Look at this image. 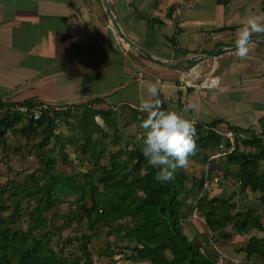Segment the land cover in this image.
<instances>
[{
  "label": "crops",
  "instance_id": "obj_1",
  "mask_svg": "<svg viewBox=\"0 0 264 264\" xmlns=\"http://www.w3.org/2000/svg\"><path fill=\"white\" fill-rule=\"evenodd\" d=\"M110 3L136 45L172 62L236 46L241 24L264 11V0ZM253 38L264 39V33ZM212 59L211 67L197 68L202 77L191 78L140 58L117 35L102 0H0V99L60 105L99 101L106 108L124 104L122 126L113 114L122 133L118 147L141 141L146 130L140 126V103L154 99L148 85L157 79L163 108H176L204 125L220 120L214 129L221 132L248 137L244 130H249L264 138V43L254 42L243 57L232 51ZM130 108L140 111L138 118L132 119ZM196 158L190 154L186 166Z\"/></svg>",
  "mask_w": 264,
  "mask_h": 264
},
{
  "label": "trees",
  "instance_id": "obj_2",
  "mask_svg": "<svg viewBox=\"0 0 264 264\" xmlns=\"http://www.w3.org/2000/svg\"><path fill=\"white\" fill-rule=\"evenodd\" d=\"M36 101L39 100L15 103L0 99V103L11 107L30 106ZM62 105L69 108L59 113L58 120L44 116L33 121L11 109L5 114L0 113V146L5 151L22 149L5 142L10 130L15 135L22 133L26 139L23 143L25 149L29 148L33 135L43 137L32 143L31 149L39 157V169L44 172L41 176L36 173L27 175L21 182L11 177L3 185L11 187L7 198L12 202L2 205L3 198H0V264H96L91 244L102 228L114 239L126 240V248L134 252L128 257L131 260L148 264H215V256L207 254L205 242L191 239L182 232V217L187 215L185 200L194 192V187L188 188L184 183L187 179L184 166L177 167L170 179L161 180L159 170L148 163L141 151L145 134L139 143L135 141L134 147H118L122 133L113 114L121 108L126 109L124 104L109 108L99 101ZM129 110L134 113L132 119L139 117L140 111ZM142 113L141 119L147 115ZM97 115L102 117L103 124L96 121ZM71 118L76 123H72ZM61 122L80 130L77 137L67 138L76 144L77 163L65 152L66 142L56 132ZM220 122L214 120L206 124L207 127L195 124L198 138L194 154L197 157L202 156L205 160L222 144L231 147V141L224 140L222 134L214 129ZM112 128L113 132L110 131ZM244 132L249 136L242 141L256 150L240 152V139H237L233 150H225L227 163L237 170L235 176L242 192H260L264 197V140L249 130ZM52 137L61 144V160L67 168L58 167L52 154L54 147L49 151L45 147ZM81 163L85 169H79L78 164ZM15 173L22 174L19 171ZM195 181L200 192L196 209L205 222L206 230L224 232L228 238L232 234L226 228L232 226L239 236L250 235L247 246L238 250L244 251L249 260L264 262V214L253 207L239 210L231 201L233 193L230 197L209 198V190L204 187L205 177ZM6 192L4 189L1 194ZM24 201L28 203L27 208ZM68 203V211L62 212L61 216L58 211L60 204ZM3 210H9L8 217L3 215ZM51 211L53 213H49ZM59 217L63 220L61 225L53 221ZM73 221L76 225H72ZM22 222L26 223L25 228L16 227ZM66 227L71 233H67L64 239ZM256 231L262 235L255 234ZM111 245L113 242L108 241L106 249L99 251L98 248L97 253L113 255ZM119 251L121 249L116 253Z\"/></svg>",
  "mask_w": 264,
  "mask_h": 264
},
{
  "label": "rangeland",
  "instance_id": "obj_3",
  "mask_svg": "<svg viewBox=\"0 0 264 264\" xmlns=\"http://www.w3.org/2000/svg\"><path fill=\"white\" fill-rule=\"evenodd\" d=\"M211 61L214 60L212 59ZM212 65L213 62L207 65V67H211ZM123 108H126V106H124ZM115 112V114H118L119 125L122 126L121 114L124 112V109L121 108L120 110H117ZM70 121L72 123H76L74 118H71ZM96 121L103 124V119L100 115L96 116ZM60 124H62L60 126V132L59 127L57 128L56 132L60 133L58 134V136L60 135L59 137L64 138V141L66 142V146L64 149L65 152H67L69 157L73 159L74 163H77L78 160L74 152L76 144L69 141V139H71L72 137H77L80 130H75L74 128H72V125H68L64 122H61ZM113 130L114 129L112 128L110 131L113 132ZM222 136L223 139L226 140V137L223 134ZM68 137L69 139L67 140ZM42 138L43 137H41L40 135H33V139L28 146L29 148L25 149L23 147V143H25L26 139L22 136V133L15 135L11 131H8L6 138L7 141L5 142H7V144H11L13 147H22V149L21 151L16 152L10 148L8 152L4 150V147L0 146V198H3L1 200L2 205L12 202L10 198H7L11 187L5 188L3 186L7 184L8 179L14 177L21 182L24 177H27V175H31L32 173L39 174L40 176L41 174L43 175L44 172L39 169V167L41 166L39 157L37 156L35 151L31 149L33 145L32 143L39 142ZM55 138L56 137H52L50 140H48V143L45 147H47L46 149L48 151L51 147H54V149L52 150V154H54L55 158L57 159L58 167L67 168V165L63 164L61 160V144L56 143ZM244 138L245 137H242L241 141L239 142L240 152H254L256 150L255 148L251 147L249 144H244V142L242 141V139ZM224 149L225 146H220L218 150L212 151L210 155L208 154L209 157H205V160L202 159L201 156L199 158H196L195 162L191 166H184V171L187 176V179L184 181V183H186L188 188H190L191 186L194 187V192L185 200L186 205L184 207V211L187 213V215L186 217H182V232L187 234L191 239L196 238L205 242V249L207 250V254L215 256V264H264L263 261L249 260L244 251L240 252L238 250L241 247L244 248L247 246L250 235L239 236L238 233L235 232V230L232 228V226L229 227V233H231L232 236H228V238L224 236V232L217 233L208 231L205 228V222L203 221V218L200 217L199 212L196 209L197 196L200 194V192L198 191V183L195 181L196 178L199 179L200 177H202V175L204 177L218 175L220 178L219 182H217L216 184H208V186L204 185V187L210 191L209 198L215 196L230 197V195L233 193L231 201L236 204V207H238L239 210L253 207L258 209L260 213L264 214V197H261L260 192L253 194L251 197H248L247 193H243L240 190V183L238 181L239 179L237 180V178L235 177L237 170L234 166L228 165L226 159L227 155L226 153H224ZM215 153H220V156L218 154V159L214 158L217 156ZM1 156L2 158L4 157L3 160L1 159ZM262 165H264V160L262 161ZM78 167L79 169L81 167H83L81 169L86 168L85 166H82V163L78 164ZM37 170L39 172H37ZM16 171L22 172V174H16ZM4 189H7V192L5 193V195H2L1 193ZM244 199L253 200L250 202L245 201ZM27 206V201H24V207L27 208ZM69 206V203L60 204V208L58 209V211L61 216L62 212L68 211ZM8 213L9 210H3V215H7L8 217ZM49 213H53V211ZM53 221L55 224L59 223L61 225L63 223V220L60 219V217ZM72 225H76L75 221L72 222ZM192 225L194 227H192ZM19 226L25 228L26 223L22 222L20 224H16V227ZM195 228L198 229V232L196 234L193 233L196 230ZM69 229L68 227H66V230L63 231L64 239L67 237V233H71ZM254 233L260 236L262 235L260 231H256ZM108 241L113 242L110 250L114 251V254L112 255L110 253V255L106 254L101 256V254L97 253V249L99 248V251L106 249V247L108 246ZM91 249L93 252V260H96V264H106L107 262L109 264H148L145 261L142 262L128 259V257L134 255V252L133 250H128L126 248V240H124L123 238L114 239V237L109 236L107 230L103 228L100 230L99 235L93 238ZM118 249H121V252L119 251L120 253H116Z\"/></svg>",
  "mask_w": 264,
  "mask_h": 264
},
{
  "label": "clouds",
  "instance_id": "obj_4",
  "mask_svg": "<svg viewBox=\"0 0 264 264\" xmlns=\"http://www.w3.org/2000/svg\"><path fill=\"white\" fill-rule=\"evenodd\" d=\"M264 33V11L247 17L238 30L235 40L237 55L246 56L254 44L253 35ZM161 81L149 83L148 90L154 99H142L140 109L147 113L141 119L146 130L141 151L148 163L156 167L161 180L170 179L177 167L186 166L188 157L197 149L196 122L176 108L161 107Z\"/></svg>",
  "mask_w": 264,
  "mask_h": 264
},
{
  "label": "water",
  "instance_id": "obj_5",
  "mask_svg": "<svg viewBox=\"0 0 264 264\" xmlns=\"http://www.w3.org/2000/svg\"><path fill=\"white\" fill-rule=\"evenodd\" d=\"M102 3L105 7L106 13L109 17L110 22L112 23L117 35L121 38V40L126 44L128 50H132L137 55L146 60L150 61L154 64L160 65L162 67H166L169 69L177 70L182 72L184 75H187V77L196 78V77H202L204 75L203 71L200 69L198 70V67H203L204 65H207V63L210 61V59L218 58L222 54L237 51L236 46L233 47H219L215 51L204 53V54H196L192 55L190 57H187L182 60L178 61H165L158 57H155L152 55L149 51L143 49L142 47H139L136 45L122 30L120 24L118 23V20L116 16L114 15V12L112 11V6L110 3V0H102ZM254 42L256 43H264V39H255L253 38ZM219 74L216 72V75Z\"/></svg>",
  "mask_w": 264,
  "mask_h": 264
},
{
  "label": "built area",
  "instance_id": "obj_6",
  "mask_svg": "<svg viewBox=\"0 0 264 264\" xmlns=\"http://www.w3.org/2000/svg\"><path fill=\"white\" fill-rule=\"evenodd\" d=\"M161 101L163 98L160 96ZM69 106L67 105H58V104H53L45 101H36L34 104L28 106V105H16L14 107H11L7 104H2L0 103V113L5 114L9 109L13 110H18L21 114L28 116V118L32 119L33 121H38L42 119L44 116L50 117L52 119L58 120L60 118L59 113L67 110ZM218 131V130H216ZM219 133L223 134L227 139L231 141V147L227 148L225 147L224 152L226 149L228 151L233 150L235 147V143L237 139H241L242 137H246L243 134H240L236 131H226V132H221L218 131ZM222 146H225L222 144ZM233 146V147H232ZM219 176L218 175H211L210 176H205V182L204 185L208 186V184H216L219 182Z\"/></svg>",
  "mask_w": 264,
  "mask_h": 264
}]
</instances>
